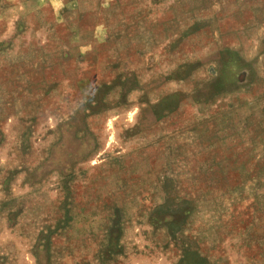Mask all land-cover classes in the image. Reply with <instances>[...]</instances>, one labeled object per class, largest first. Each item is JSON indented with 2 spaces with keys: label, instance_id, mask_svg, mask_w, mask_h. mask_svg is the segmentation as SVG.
<instances>
[{
  "label": "rangeland",
  "instance_id": "obj_1",
  "mask_svg": "<svg viewBox=\"0 0 264 264\" xmlns=\"http://www.w3.org/2000/svg\"><path fill=\"white\" fill-rule=\"evenodd\" d=\"M0 264H264V0H0Z\"/></svg>",
  "mask_w": 264,
  "mask_h": 264
}]
</instances>
